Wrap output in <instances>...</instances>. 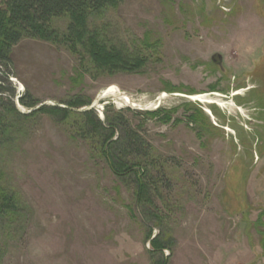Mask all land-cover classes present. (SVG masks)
<instances>
[{"label": "rangeland", "instance_id": "374dc122", "mask_svg": "<svg viewBox=\"0 0 264 264\" xmlns=\"http://www.w3.org/2000/svg\"><path fill=\"white\" fill-rule=\"evenodd\" d=\"M94 23L103 40L147 56L146 67L100 74L88 56L25 39L11 65H0L16 108H66L81 97L92 104L76 110L102 122L106 107L125 114L158 156L160 230L174 241L157 261L264 264V0H124ZM53 24L64 31L69 19ZM111 87L116 93H105ZM24 94L36 108L20 104ZM196 95L225 107L192 101ZM196 108L217 128L205 124L204 137L189 119ZM36 120L17 128L18 147L7 152L6 181L25 212L7 232L2 264H152L145 238L160 231L135 205L131 185L69 129L73 118Z\"/></svg>", "mask_w": 264, "mask_h": 264}, {"label": "trees", "instance_id": "16d2710c", "mask_svg": "<svg viewBox=\"0 0 264 264\" xmlns=\"http://www.w3.org/2000/svg\"><path fill=\"white\" fill-rule=\"evenodd\" d=\"M123 1L6 0L3 6H0V65L8 68L12 63L13 48L25 39H33L62 46L83 61L88 56L100 74L138 72L146 67L144 58L148 57L131 56L125 45L115 46L112 40H103L105 35L102 27L94 23L98 17L109 9L120 6ZM61 18L69 19L64 31L55 28L53 24ZM146 44L149 47L150 43ZM6 83H9V79L0 77V264L3 263L10 234L7 232L12 228L13 222L22 218L25 212L21 198L6 181L4 166L8 160L7 152L8 149L12 151L18 147L14 146L17 139L12 136L19 132L17 128L36 122L41 116L51 117L61 123L73 118V123L68 122L69 129L88 143L91 151L103 159L119 180L126 186L131 185L135 205L145 219L160 231L152 239L150 230L145 238L153 247V251L149 252L152 264H163L154 256L157 251H172L170 247L174 240L169 231L160 230L162 215L155 198L160 189L154 170L159 168V161L147 139L132 126L123 112H116L111 107L105 108V122L100 121L93 110L78 112L76 109L92 104L90 100L81 97L68 102L66 108L41 106L29 114H22L13 102L15 91L5 87ZM19 102L27 109L36 108L38 105L36 99L29 94L22 95ZM210 109L214 116L221 120L216 108L213 106ZM193 111L189 119L203 127H198L200 137H204L202 134L206 132V125L212 130L217 129L202 110L196 108ZM160 113H165L163 122L170 120L169 112H153L147 115L157 116ZM16 123L19 125L16 126ZM257 224L260 225V221L255 223L256 228ZM262 249L264 255V235Z\"/></svg>", "mask_w": 264, "mask_h": 264}, {"label": "bare ground", "instance_id": "6f19581e", "mask_svg": "<svg viewBox=\"0 0 264 264\" xmlns=\"http://www.w3.org/2000/svg\"><path fill=\"white\" fill-rule=\"evenodd\" d=\"M105 93H108V94H110V93H112V94H114V93H116V90H115V88H113V87H111L107 92H105ZM242 94V92L241 91H239V92H237V93H234L233 94V96H239V95H241ZM216 96H218V95H216ZM163 97H165V95L163 96ZM125 100H127L126 98H124ZM191 99H192V101H197V102H201V103H203V104H208V105H211V104H218L221 108H224L225 106L222 104V103H218L217 101H215L214 99H212V98H210V95H196V96H192L191 97ZM231 107H236V105L235 104H231L230 105ZM103 107L102 106H100V109H102ZM237 109H239L238 107H237ZM208 111V110H207ZM209 113V112H208ZM230 131V130H229ZM231 132V131H230Z\"/></svg>", "mask_w": 264, "mask_h": 264}, {"label": "water", "instance_id": "95a60500", "mask_svg": "<svg viewBox=\"0 0 264 264\" xmlns=\"http://www.w3.org/2000/svg\"><path fill=\"white\" fill-rule=\"evenodd\" d=\"M213 59H214V61H217L218 59L222 60V57L220 55H217V56L213 57Z\"/></svg>", "mask_w": 264, "mask_h": 264}]
</instances>
